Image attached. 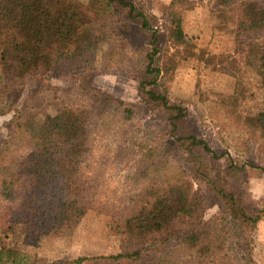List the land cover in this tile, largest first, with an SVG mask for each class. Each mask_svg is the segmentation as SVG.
<instances>
[{"label": "trees", "instance_id": "1", "mask_svg": "<svg viewBox=\"0 0 264 264\" xmlns=\"http://www.w3.org/2000/svg\"><path fill=\"white\" fill-rule=\"evenodd\" d=\"M100 1L97 5L91 0H0V105L4 96L10 97L6 112H12L7 140L0 147V195L14 201V193L22 190L19 202L7 210L0 225V264H31L30 256L9 240L6 231L13 235L11 229L19 226L24 242L44 236L67 237L87 210L78 171L88 153V111L62 107L51 117L21 115L15 109L26 78L62 68L79 74L81 88L91 73L129 75L138 81L142 103L166 117L169 142H163L164 148L154 145L142 151L140 173L157 181L144 190L124 221L129 245L141 247L155 240L153 247L161 250L176 243L193 251L198 261L215 258L219 250L214 239L208 238L214 227L231 220L241 230L251 229L264 218V208L246 209L228 184L240 171L230 151L245 157L253 149L259 164L264 161V0H217L214 29L218 39L228 44V50L220 54L196 49L183 29L182 15L189 2L172 0L166 30L172 52L162 58L158 37L141 9L130 0ZM116 10L137 22L147 37L146 49L128 48L109 27ZM101 42L107 47L97 62L93 50ZM190 60L218 73L226 84V91L201 94L208 119L220 135V154L189 132L186 109L168 98V84L179 64ZM248 102H257V106L243 112ZM116 105L123 107L122 113L129 119L130 106L122 101ZM11 146L23 147L28 154L18 162L8 159ZM173 154L182 159L181 167L167 160ZM220 159L222 174L213 167ZM256 167L264 172V167ZM201 193L220 208L215 224L204 220ZM235 235L238 244L243 240L241 264H254L251 240L238 232ZM135 257L137 253L103 259ZM86 260L80 258L77 263Z\"/></svg>", "mask_w": 264, "mask_h": 264}, {"label": "rangeland", "instance_id": "2", "mask_svg": "<svg viewBox=\"0 0 264 264\" xmlns=\"http://www.w3.org/2000/svg\"><path fill=\"white\" fill-rule=\"evenodd\" d=\"M99 5L100 0H91ZM144 12L156 33L159 43L160 58L171 53L166 41L168 18L167 7L172 0H130ZM244 1V0H239ZM249 1V0H248ZM262 2L263 0H250ZM189 9L183 12V29L187 37L194 42L197 50L206 49L211 53H224L228 44L219 40L214 29L217 21L213 13L217 0H187ZM112 9L116 7L112 3ZM109 27L116 30L126 42L128 48L142 51L147 48V37L140 30L136 21L129 19L118 10L109 19ZM106 43H97L93 50L94 59L98 62ZM79 74L62 68L53 74L28 77L23 81L15 102V109L21 114L32 113L39 116L55 117L62 107L87 110L89 118L86 124V141L88 153L79 166L78 179L83 186V196L87 207L86 213L71 235L67 237H40L36 240L23 241L20 227L11 229L13 235L9 240L20 244V248L30 256L31 264H241L244 248L238 244L235 233L251 240L252 261L264 264V218L251 229L241 230L231 220L221 222L208 235L209 240L218 249L215 258L201 261L191 250L176 243H168L165 249L153 247L155 240L141 247H133L126 241L124 221L131 214L143 192L151 187L157 179L153 176H142V151L145 148L169 142L166 117L142 103L138 94V81L131 76L115 73H91L81 88ZM223 78L215 72L204 69L195 60L179 64L172 81L169 82L168 98L171 103L179 104L186 109L185 126L189 132L203 139L218 154L223 150L218 129L208 119L206 103L201 94L213 91H226ZM108 96L105 99L103 96ZM5 98V100H4ZM0 105V147L7 140L8 123L12 112H6L10 97L4 96ZM122 101L128 104L132 114L125 119L123 107L116 104ZM4 102L6 104H4ZM257 102H248L242 111L255 108ZM3 112V113H2ZM6 112V113H4ZM168 148V146H167ZM1 150V148H0ZM245 157L233 156L238 175L228 180L230 188L236 193L238 201L248 210L257 211L264 208V172L256 166L264 167L251 149ZM7 158L18 162L28 151L23 147L8 150ZM167 160L183 165L182 159L173 154ZM223 159L214 162L213 167L222 174ZM250 165L255 168H251ZM187 172V170H186ZM188 173V172H187ZM1 179V178H0ZM193 189L196 184L192 182ZM202 191V190H201ZM1 192V191H0ZM22 190L14 193L15 200L8 201L0 195V225L4 222L5 213L17 205ZM203 195L204 220L215 224L219 218L220 208L214 200ZM5 226V225H3ZM7 230V229H6ZM242 233V234H241ZM7 240V241H9ZM137 253L135 259H103L118 254ZM80 258L88 260L77 263Z\"/></svg>", "mask_w": 264, "mask_h": 264}]
</instances>
